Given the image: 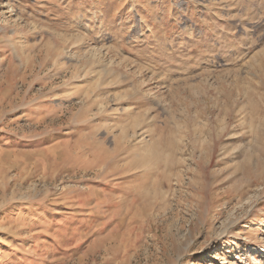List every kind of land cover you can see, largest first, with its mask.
I'll list each match as a JSON object with an SVG mask.
<instances>
[{
    "label": "rangeland",
    "instance_id": "obj_1",
    "mask_svg": "<svg viewBox=\"0 0 264 264\" xmlns=\"http://www.w3.org/2000/svg\"><path fill=\"white\" fill-rule=\"evenodd\" d=\"M0 264H264V0H0Z\"/></svg>",
    "mask_w": 264,
    "mask_h": 264
}]
</instances>
